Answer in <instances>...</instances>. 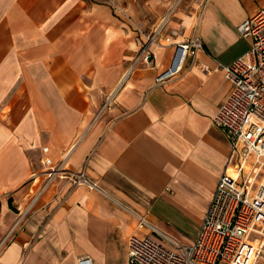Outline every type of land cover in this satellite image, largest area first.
<instances>
[{
    "label": "crops",
    "instance_id": "0c3cea01",
    "mask_svg": "<svg viewBox=\"0 0 264 264\" xmlns=\"http://www.w3.org/2000/svg\"><path fill=\"white\" fill-rule=\"evenodd\" d=\"M130 1L0 0L3 264H128L132 235L196 236L229 157L213 123L230 90L224 67L248 50L237 27L263 0L178 10L169 44L147 45L153 67L135 62L146 40ZM191 36L195 60L157 82L172 44ZM44 156L62 162L49 180ZM79 169L94 187L58 177Z\"/></svg>",
    "mask_w": 264,
    "mask_h": 264
},
{
    "label": "built area",
    "instance_id": "2783aa9c",
    "mask_svg": "<svg viewBox=\"0 0 264 264\" xmlns=\"http://www.w3.org/2000/svg\"><path fill=\"white\" fill-rule=\"evenodd\" d=\"M209 0H193L196 13H202ZM177 6L167 13H174ZM169 14V15H170ZM169 15L147 37L135 59L137 64L153 67L149 44L167 46L169 37L162 34ZM179 29L173 28L171 34ZM241 37L250 40L247 51L224 67L225 79L230 84L226 99L219 105L213 119L229 140L228 161L217 179L211 201L204 213L192 243L164 245L151 235H132L128 240V264H254L264 248V0L237 27ZM163 39V40H161ZM167 69L156 80L161 82L181 73L196 57L201 47L198 36L177 42ZM42 151L47 152V147ZM48 169V180L61 167L52 160H41ZM51 166V167H50ZM71 187L86 184L82 169L69 175ZM146 223L140 219L138 227ZM258 242H255V241ZM4 246L0 243V253ZM0 264H3L0 262ZM77 264H93L87 257Z\"/></svg>",
    "mask_w": 264,
    "mask_h": 264
},
{
    "label": "rangeland",
    "instance_id": "374dc122",
    "mask_svg": "<svg viewBox=\"0 0 264 264\" xmlns=\"http://www.w3.org/2000/svg\"><path fill=\"white\" fill-rule=\"evenodd\" d=\"M103 2H108L110 0H100ZM123 3H126L128 0H122ZM140 7L141 13L140 18L142 21V25H144V30L140 29L141 27H137L136 30L141 31V33L144 36L150 35L156 28H158L159 24L161 23V20L169 15L170 13H167L171 7L177 6L174 13H171L169 15V21L166 23V27L162 28V34L165 35L169 33L174 27L171 24V21L173 18H175L174 14L184 8L188 9L192 6L193 0H153L152 3H148V0H131L129 2V7H132L133 13H130V15L133 18V25L136 27V22L138 20V13L136 10L135 3ZM139 26V25H138ZM255 242H258L257 240ZM252 264V263H250ZM254 264H264V248H263V255L256 258L254 261Z\"/></svg>",
    "mask_w": 264,
    "mask_h": 264
}]
</instances>
